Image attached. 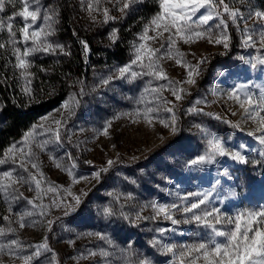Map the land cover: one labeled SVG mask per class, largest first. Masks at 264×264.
Wrapping results in <instances>:
<instances>
[{
  "label": "rangeland",
  "instance_id": "1",
  "mask_svg": "<svg viewBox=\"0 0 264 264\" xmlns=\"http://www.w3.org/2000/svg\"><path fill=\"white\" fill-rule=\"evenodd\" d=\"M88 2L41 0L49 14L54 13L55 33L48 37L49 42L64 45L70 55H64L58 50L56 54L43 53V59L32 55L27 58L32 64L27 69L30 73L28 76L21 75L24 70L14 68L16 60L11 45L7 43V28L0 32V43L5 44V48L0 49V80L12 84L18 94V105L42 107L41 113L28 123L27 129L15 138L5 139V145L0 150L14 143L19 144L25 134L33 129L42 131L39 125L55 127L53 121L62 120L63 147L57 149L49 145L44 152L34 148L45 176L42 187L51 183L59 191L58 196L57 193H49L43 203L51 205L52 199L56 198L65 204H73L75 196L81 200L75 211L67 215L63 207H49L43 216L39 214V209H33L26 201L22 200L18 204L13 202V213L33 211L35 214L27 218V226L23 229L17 223H12L11 226L17 231L8 234L6 230L9 222L2 217L10 215L9 205L0 195V228L6 231L3 241L7 243L11 239H18L24 248L19 255L23 256L34 251L29 245L41 244L47 238V244L53 251L44 252L30 264H139L140 261L179 264V257L164 253L160 245L154 246L152 241L192 244L207 239L209 230L196 223L173 226L164 219H151L154 215L149 206L152 201L179 203L177 196L182 197L190 192H209L212 204L226 214L264 208V155H261L264 145L256 138L261 133L255 132L256 123L245 119L239 104L228 98V94L237 86H245L247 91L257 97L264 89V65L257 60L258 57L264 59V45L259 43L264 19L254 15L257 11L264 12V4L257 0H224L231 9H238L243 17H237V23L233 24L229 16L223 14L222 18L228 24L225 31L230 36L228 49L209 43L207 38L191 44L177 41L176 47L180 54L177 55L174 50L171 58L159 61L168 80L173 82L187 80V70L177 65L176 59L192 65L205 61L199 63V75L194 76V84H178V87L185 90L181 93L183 99L175 101L171 90L163 92V97L172 101L168 107L173 108L176 118V131L173 132V113H159V118L168 122L169 127H164L156 119L147 123L142 116L136 118L125 115L136 109H144L145 104H137L136 100L148 86L150 77L146 76L134 83L117 79L109 86L100 85L101 78L112 75L118 66L130 62L132 43H139L138 36L144 24L161 11L158 0H144L143 3L130 5L123 13L119 10L122 4L116 0H101L100 4H94L98 10H93L91 14ZM35 7L32 5L30 10ZM21 8L20 2L12 6L6 0L5 11L0 13V18L7 24L8 17L14 16ZM105 8L115 18L107 23L104 22ZM219 10L223 11L222 6ZM42 16L43 8L37 26L43 24ZM219 19L214 17L210 24L219 23ZM22 23L19 16H15L12 21L13 31L17 33L16 46L21 48V52L25 47L22 34L18 31ZM67 24L77 30V39L68 32ZM113 30L117 32L116 41H120L123 55L109 52L114 44L110 39ZM149 35L154 33L149 32ZM248 35L252 36V41L245 46ZM167 36L168 33H164L165 39L158 38L148 43L153 48H160V44L164 43L166 49ZM81 40L86 41L90 49L85 53L84 60H80ZM27 46H31V42ZM168 80H153L152 87L166 84ZM24 88L31 89V99L24 94ZM81 88L84 92L77 95L79 104L75 106L74 114L68 116L61 105L74 94H79ZM145 100L152 101L147 104L149 107L156 104L150 95L146 94ZM190 108L197 111H189ZM199 109H203V112ZM108 122H111L110 127ZM196 125L201 127L197 128ZM105 127H108L107 135L103 134ZM201 129H207L223 138L230 151H241L248 163H238L225 156L217 157L213 164L192 165L191 161L203 155L207 147V138ZM250 132L254 135H249ZM37 138L44 140L48 135ZM241 145L244 147L241 148ZM49 153L61 164V168L55 167ZM109 160L113 161L111 166L107 164ZM73 163L76 164L74 176L83 178L79 182H74V176H69L65 170ZM11 167L5 165L0 170ZM102 168L107 170L101 178L93 179L94 173ZM20 192L28 199L35 196V192L29 191L27 185L20 187ZM106 208L111 209L113 214L107 215ZM137 213L142 217L138 221ZM125 215L128 219L124 218ZM176 218L184 217L177 214ZM11 219L14 221L16 217L11 215ZM49 221L52 223L49 224ZM159 228H174L175 231L161 235L157 231ZM101 236L105 239H101ZM101 250L109 255H99ZM93 252L97 255L90 254ZM0 264L24 262L20 258L0 253ZM197 264H203V261Z\"/></svg>",
  "mask_w": 264,
  "mask_h": 264
},
{
  "label": "snow or ice",
  "instance_id": "2",
  "mask_svg": "<svg viewBox=\"0 0 264 264\" xmlns=\"http://www.w3.org/2000/svg\"><path fill=\"white\" fill-rule=\"evenodd\" d=\"M17 2L22 4L21 10L16 12L14 16L8 17V22L5 24L3 18H0V32L7 28L9 39L8 44L11 45L12 55L15 56L16 63L14 68L24 70L21 72L22 76H28L30 73L27 69L32 67L28 57L37 54H56L57 50L64 54L70 55L65 51V46L60 43L49 42L48 37L55 33L53 28V14H49V10L44 8L41 0H7V3L15 6ZM121 3L120 11L123 13L129 9L130 5L143 3L144 0H116ZM84 3V0H81ZM101 0H89L88 10L89 14L94 8V4H100ZM160 12L152 16L146 24H144L141 33L138 36L139 43L133 42L131 45L132 58L129 63L123 66H118L112 75L106 78H101V86H109L113 80H122L127 83H134L137 80H143L144 77H150L147 81V87L144 88L141 96L136 100L137 104H145L143 110L136 109L133 113H127L130 117H143L147 123H152L154 119L159 120L164 127H169L170 124L159 118L161 111L173 113V108L168 107L172 101L166 100L163 97L165 90H171V94L175 101L183 99L181 95L185 90L178 87L179 83L194 84V76L199 75V63L205 61L201 60L196 65H192L187 61L176 59L177 65H182L187 70V80L181 82H173L168 80L166 73L160 67L159 61L164 58H171L173 51L179 55V49L176 47L177 41H183L185 44H191L196 40L207 38L209 43L222 45L224 49L229 48L230 36L227 31V22L222 18L223 14H227L233 24L237 23V17L240 16L238 9L233 10L224 0H158ZM32 5H36L34 10H30ZM222 6L223 11L219 9ZM6 0H0V13L5 11ZM43 8V24L37 26L38 19H41V12ZM104 22L114 20L115 18L108 14V9H103ZM254 15L259 19H264V12L257 11ZM15 16L22 18V26L18 31L22 34L23 43L25 45L23 52L21 48L17 47L16 31H13L12 21ZM214 17L220 18L219 23L210 24ZM251 18V14L249 16ZM95 20V17H92ZM216 30L215 32L213 30ZM247 30V29H245ZM153 32L154 35H149ZM164 33H168L166 37L167 48L165 44L161 43L160 48H153L149 45V41L155 42L158 38L163 40ZM110 39L113 43L116 42L117 32L112 31ZM252 41V36L248 35L245 40V46H248ZM31 42V46H27ZM82 50L85 53L90 51L89 45L86 41H79ZM259 43L264 45V28L259 33ZM5 44L0 43V49H4ZM162 50H164L162 52ZM258 63L264 65V59L257 58ZM255 67V65H253ZM153 80L162 81L168 80L166 84H161L158 87H152ZM27 83H31L30 80ZM95 90V89H93ZM25 95H29L31 99V89H23ZM84 89L81 88L79 94H74L69 100L65 101L61 107L68 116L74 114L75 106L79 104L77 95L83 94ZM152 96V100L156 102L155 106L149 107L147 104L152 101H146L145 95ZM228 98L234 100L243 109L245 119L256 123V133H261L256 138L261 145H264V89L261 90L259 96L247 91L246 87L241 85L234 88L229 94ZM189 111H197V109L190 108ZM203 112V109H199ZM175 114L171 117V130L176 131L175 128ZM52 125H39L38 128L42 131L33 129L31 132L25 134L24 139L19 144H12L5 150H0V168L5 165H12L10 169L0 170V195L8 203V212L10 215L3 216L2 219L9 222L7 228L8 234L16 233L17 229L12 227V223H17L20 229L27 226V218L33 216V211H24L13 213L12 203H20L22 200L31 205L33 209H39L41 216L46 215L49 207L65 209V215L75 211L76 205L81 204L79 196L73 197V204H65L62 200L53 198L51 205H45L43 199L49 193H57L59 195L58 187L49 183L47 187H42L45 183L44 173L41 171V164L39 162V155L34 148H38L41 152L48 149L49 145L55 148L63 147V140L61 129L63 128L62 120H54ZM111 122H108V127ZM238 127L237 125H234ZM108 127H105L103 134H108ZM200 128V125H196ZM206 139V150L203 155L191 161L192 165H207L216 162L217 157H229L238 163H248L246 157L241 151H230L223 142V138L217 136L215 133L207 129H201ZM48 135L47 139L39 140L37 137L41 135ZM249 135H254L250 132ZM241 148L244 146L241 145ZM71 158L70 154H67ZM264 155V152H261ZM50 159L53 160L55 167L61 168V164L49 153ZM108 166L113 164V161H107ZM76 164L73 163L70 168L65 169L69 176H74V169ZM102 168L95 172L93 179L99 180L102 173L106 171ZM82 177L74 176V182H79ZM217 183H219L217 181ZM27 185L29 191H34L35 196L28 199L20 192V187ZM34 185V188H33ZM39 200L40 203H36ZM177 202L159 203L152 201L150 207L154 215L151 219H164L175 226L180 223L189 224L196 223L208 229L207 239L192 244H170L161 243L159 240L152 241L153 245H160V250L164 253H170L173 257H179V264H197L198 261H203V264H264V208L257 211L241 210L233 214H226L221 208L216 207L210 200L209 192H190L185 196H177ZM83 211V208H81ZM105 213L112 215V210L106 208ZM177 214L183 216V219H178ZM11 215L16 219L13 221ZM125 219L128 216L125 215ZM142 217L137 213L136 220ZM147 219V217H143ZM52 221H49L51 224ZM135 223V221H133ZM4 228H0V253H6L11 257L20 258L24 264H30L34 259H38L44 252H52L47 244V238L44 242L36 245H29L34 248L30 255L20 256L19 253L24 250L21 242L18 239H11L7 243L3 241L6 235ZM157 231L164 235L168 231H175L174 228H159ZM99 235V234H97ZM105 239V237H100ZM220 238V239H218ZM69 243H72L69 241ZM97 255V253H90ZM99 255L107 257L108 252L101 250ZM139 264H151L150 261H140Z\"/></svg>",
  "mask_w": 264,
  "mask_h": 264
},
{
  "label": "trees",
  "instance_id": "3",
  "mask_svg": "<svg viewBox=\"0 0 264 264\" xmlns=\"http://www.w3.org/2000/svg\"><path fill=\"white\" fill-rule=\"evenodd\" d=\"M261 4H264V0H257ZM15 12V11H14ZM66 29L71 33L72 37L78 38L77 30L67 24ZM82 54L81 59H86V54L82 50H79ZM110 54L123 55V49L120 41H116L109 50ZM38 59L45 58L43 53L34 54ZM3 58V57H2ZM1 60V56H0ZM2 68V66H0ZM43 105V104H42ZM42 107L39 105H32L28 107H22L18 105V94L14 90L11 83H4L0 80V148L4 146L5 139L15 138L17 134L27 129L28 123L33 121L40 113ZM214 121H211V123Z\"/></svg>",
  "mask_w": 264,
  "mask_h": 264
}]
</instances>
